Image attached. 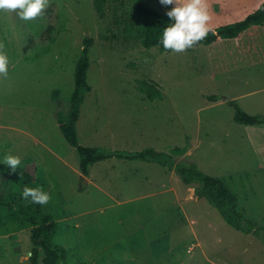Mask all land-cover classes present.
<instances>
[{"label":"rangeland","instance_id":"1","mask_svg":"<svg viewBox=\"0 0 264 264\" xmlns=\"http://www.w3.org/2000/svg\"><path fill=\"white\" fill-rule=\"evenodd\" d=\"M263 1L207 0L208 27L235 23ZM139 5L159 13L172 7L109 0L99 15L94 0H49L29 21L0 12V43L10 60L7 77H0V160H21L15 172L0 163V264H31L28 218L36 210L60 223L72 264H264V240L227 225L205 198L196 210L191 202L185 217L181 208L189 202L177 206L173 196L165 202L148 196L151 179L156 187H186L169 169L127 161L115 171L98 163L96 185L81 177L79 156L57 115L69 112L76 62L90 40L93 89L81 107L80 144L168 154L184 149L177 163H194L223 179L247 219L264 224V124H237L229 104L264 117V24L239 41L179 53L146 49ZM154 90L162 99L148 98ZM107 174L116 182L102 181ZM25 186L43 187L49 202L25 201Z\"/></svg>","mask_w":264,"mask_h":264},{"label":"trees","instance_id":"2","mask_svg":"<svg viewBox=\"0 0 264 264\" xmlns=\"http://www.w3.org/2000/svg\"><path fill=\"white\" fill-rule=\"evenodd\" d=\"M109 0H94V8L99 15H103ZM137 12L142 19L139 31L142 44L146 49L160 47L162 33L171 21L166 13H159L143 5L137 7ZM264 24V1L260 6L248 11L243 18L235 23L216 26L208 32L207 36L194 44L195 46H210L226 41H239L251 29H258ZM90 40L84 41V48L76 62L74 72V90L70 97V108L67 115L58 114V127L65 140L72 146L79 156L80 171L84 176L89 175L90 168L109 159L128 161H141L155 163L165 169L174 171L186 185H196L195 191L199 198H205L221 215L225 223L232 228L244 233L253 234L264 240V224L256 226L249 221L246 211L240 206L238 195L220 178L204 173L196 164L177 163V158L183 156L184 149H173L171 153H160L152 148L141 152H128L121 150H108L100 147H87L79 142L77 124L81 116V107L86 96L92 92L88 83V71L91 67ZM191 47V48H192ZM164 49V48H163ZM59 97V91L53 93L54 100ZM151 101L162 99V94L156 90L148 92ZM212 102L218 100L211 97ZM229 104L235 109L234 121L242 126H259L264 124V117L250 115L240 108L234 101ZM31 227V242L33 244L29 260L31 264H72L74 256L69 252L64 239L59 238L60 223L54 218L34 211L28 218ZM82 262L81 260H79ZM84 264V263H83Z\"/></svg>","mask_w":264,"mask_h":264},{"label":"clouds","instance_id":"3","mask_svg":"<svg viewBox=\"0 0 264 264\" xmlns=\"http://www.w3.org/2000/svg\"><path fill=\"white\" fill-rule=\"evenodd\" d=\"M159 3L172 6L166 12L171 23L164 28L159 41L165 50L183 52L207 36L211 19L207 0H159ZM48 5L49 0H0V12L15 11L20 19L29 21L41 15ZM9 64V56L0 43V77H7ZM0 163L15 172L21 160L18 156L5 155ZM21 195L25 201L40 205L47 204L51 198L50 192L41 186H25Z\"/></svg>","mask_w":264,"mask_h":264},{"label":"crops","instance_id":"4","mask_svg":"<svg viewBox=\"0 0 264 264\" xmlns=\"http://www.w3.org/2000/svg\"><path fill=\"white\" fill-rule=\"evenodd\" d=\"M127 161L128 160H119V159L113 158V159H109V160H106V161H103V162H99V163H103V164H107L108 163L109 164V168L115 169V171H116L117 169L119 170V168L121 167L120 164H124V162H127ZM129 162H134V161H129ZM95 165H93L90 168V171H89V175L88 176H84L81 173V171H80L81 177H83L84 179L86 178V180H87V183L86 184H88V181H89L90 184L91 183H94V181L96 179V176H93V174H92V168ZM131 173H132V171H131ZM168 174H169V172H168ZM174 174H176V173L174 172ZM165 175H166V173H165ZM169 177H171V176L169 175ZM171 178H173V177H171ZM102 181H104V182H106L108 184H112L113 182H116L114 179H112V176L109 175V174H107L106 176H104V178L102 179ZM154 184H156L155 183V180L151 179V185H152L151 189L152 190H151V194L148 195V196H152L153 198L154 197H158V198L160 197L161 199H164V202H165L166 199H168L171 196H173L174 199H175L174 201L176 202V205L177 206L180 205V202H181V205H183L184 203L186 204L187 202H189L187 208L185 206L181 208L183 214L185 215V217L187 215H190V213H191V209L189 207V205L191 204V202H193L195 204V210L198 208L197 207L198 204H200V199L197 196L195 189H191L190 188L191 186H189V185H186L185 184L186 187H182V185H175L174 183H169V185L168 184L161 183V184H159L156 187V185H154ZM129 185L132 186V185H135V184L129 183ZM148 196H145V197H148ZM115 202L116 203H119V204L122 203L120 201H117L116 199H115ZM173 204H175V203H173ZM128 244H130V243H128ZM197 244L200 245V243H197ZM120 246H122L121 247L122 250L124 248H126V246L124 244H121Z\"/></svg>","mask_w":264,"mask_h":264},{"label":"water","instance_id":"5","mask_svg":"<svg viewBox=\"0 0 264 264\" xmlns=\"http://www.w3.org/2000/svg\"><path fill=\"white\" fill-rule=\"evenodd\" d=\"M227 100V99H226Z\"/></svg>","mask_w":264,"mask_h":264}]
</instances>
